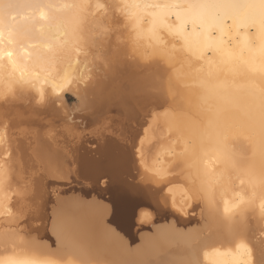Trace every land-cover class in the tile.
I'll return each mask as SVG.
<instances>
[{
  "label": "bare ground",
  "instance_id": "1",
  "mask_svg": "<svg viewBox=\"0 0 264 264\" xmlns=\"http://www.w3.org/2000/svg\"><path fill=\"white\" fill-rule=\"evenodd\" d=\"M110 50L116 61L99 62ZM122 55L143 61L129 63ZM123 73H144L140 79L156 89L157 110L162 109L143 127L138 163L156 178L165 175V151L152 165L143 161L141 141L152 136L157 119L168 139H181L188 155L189 179L218 233L202 241L209 250L200 262L196 252L178 258L165 250L190 239L169 226L173 219L153 225V234L141 233L131 246L106 225L108 205L94 199L66 204L60 193L51 219L56 249L20 248L13 217L19 200L10 191L11 130L42 126L38 118L55 114L54 104L62 105L66 92L77 97L76 119L99 100L100 106L120 102L116 111L129 110L119 89ZM112 113H102L98 121L117 115ZM54 134L32 136L36 162L54 152ZM128 157L112 155L110 167L119 171ZM37 194H43L41 187ZM177 196L171 194L170 206L176 207ZM151 219L149 210L140 209L136 223ZM6 227L9 231L0 232V264H152L163 254L164 264H264V247L259 248L264 243V0H0V229ZM244 242L255 245L254 251Z\"/></svg>",
  "mask_w": 264,
  "mask_h": 264
},
{
  "label": "rangeland",
  "instance_id": "2",
  "mask_svg": "<svg viewBox=\"0 0 264 264\" xmlns=\"http://www.w3.org/2000/svg\"><path fill=\"white\" fill-rule=\"evenodd\" d=\"M112 53L113 51L111 50L102 53L99 62L101 61V63H106V64L108 62L111 64L112 62L111 60L116 61ZM121 57L124 60L125 57H129L127 58L129 63L130 60L131 62H133L134 58L136 62L139 60L143 61L139 57L132 56L131 58L130 56L127 55H125V57L124 55H122ZM96 59L98 60V58ZM148 60L147 63H144V65L151 62L150 59ZM139 63L141 62L139 61ZM158 64L161 63L159 62ZM129 66L132 67L134 65L132 63ZM98 68L102 69L101 66H98ZM127 69L129 68L127 67ZM144 73L139 75L136 74L130 75L128 73L120 74L121 76H123V80L121 79V81L119 82L120 83L119 89L123 94L127 96V98L129 99L132 105L134 103L132 102L129 93L127 92V90L129 89L130 93L134 96V100L136 103L134 105L139 115L136 116L137 117L136 118L134 116L133 113L134 111L132 108V111L130 109L125 111L124 117L127 119L135 118L134 120L127 121L124 117L116 115L114 117H107L106 119L100 122L98 121L99 120L98 119L94 124L90 126L82 125L80 122L81 120L76 119V115L79 114L75 107V104H77V97L73 92H68V93L66 92L65 102L62 105H60L59 103L54 104V106L57 109L55 114L48 115L47 117L40 116L38 118L39 121L42 123V126L38 127V125L35 124L33 126H31V124H24L25 126L24 127L22 126L23 125L22 124L20 126H17L15 130L14 129L11 130V132H13V136H11L9 139H10V145L13 146L11 147V150L12 149L14 150V151L12 150L13 153L10 152L11 158L13 159V161L12 159L11 161L13 163L12 178L14 179L12 181L13 188L11 187L10 191L13 199L19 200L13 209L14 211L13 217L15 218L17 223L16 233L20 242V248L32 244L38 246H46L52 250L56 249L57 243L53 234L51 233L52 230L51 219H52L53 211L56 210L55 200L57 198L58 193H60L58 194V196L65 198L66 204L67 202L68 203L75 202L76 199H79L81 201H88L94 199L96 202H101L98 201L95 197L86 200L80 194L74 192L65 194V182H69L68 179L69 175L76 173L78 169V165H77L78 153L83 145L85 146L87 145L86 140H88L89 138L101 139L102 135H108L116 138L124 147H126L127 150L125 149L126 152L125 151L124 152L126 156H129L128 157L129 162L127 163L130 164L127 170L129 169V167H131L132 170H138L140 174L142 171L143 175L141 174L140 178L148 177L152 180L151 182H153L152 184L154 185V187L159 189L161 193L166 197L168 206L172 212H174L176 215H178L183 219H187V218L194 219V223L191 226L185 228L181 226L180 227L177 226L175 222L174 225L173 224L169 225V226H173L172 228H174L177 232L180 231L182 235H185L186 237L189 236L190 239L188 238V240H181L178 243L175 242L170 247L168 246L169 248L166 245L165 250H168L169 252L173 251L174 255L176 253V257L178 258H181L185 254L186 255L189 254L190 251L196 252L198 254L197 256V258L199 259L198 262L202 260L203 252L209 250L207 249V247L202 246V241L208 238L209 236L215 237L218 235V233L214 232L215 230L214 227L210 224L211 222L208 218V214L201 205L202 204L201 200L199 199V197L196 196L195 187L192 184L191 180L189 179L188 169L190 167V161L188 160V155L184 150L181 139L179 137H171L168 139L167 137L168 134H165L166 131L163 129H161L162 130L161 131L158 128V125L160 126V128H162V126L157 119L156 123L152 128L155 135L151 130L152 136H150V138H154V139L150 140L149 138V139H143L141 141L142 148L144 150L143 161L146 162L147 164L149 161L148 165H152V162L154 161V159L152 158L157 159L159 154H163L164 153L163 151H165L168 160L167 166L165 168V175L160 179L156 178L155 174L146 171L147 169L145 170V168L142 165H140V163H138L137 160L138 159L136 152L137 141L139 140V137H141V135L143 134V131H145V129L143 130V127L145 126V124L147 123L149 124V120L151 119L152 112L156 113V111L160 112L162 110V109L160 111L157 110L158 104L156 103V98H155V96L157 95L156 89H154V87H152L151 85H148L146 81H141L140 79V76L144 77L143 76ZM99 74L103 78L102 76L103 71H100ZM113 84H116V81H114ZM126 88L127 90H125ZM116 113L119 114L118 111H116ZM116 113H112V114H116ZM148 124L146 125L147 127ZM29 126L31 128H29ZM154 127L155 129L156 127L158 128L157 130L158 134L155 133ZM17 132L21 134L17 135ZM53 134L56 136L54 137V140H56V146L54 152L52 153L50 152V154H47V156H49V159L47 161L44 162L42 161L40 163L36 162V160L34 159L31 153L32 151L31 146L33 145H31L29 142L33 140L32 136H35L38 139H45L47 136H52ZM24 135L27 136V139L26 137H24ZM154 140L156 141V143ZM144 141L146 143H144ZM163 143H166L167 146H165V144ZM167 143H169V145ZM155 145L156 147L157 146L160 147V149H158V147L155 148ZM152 146L155 149H153ZM90 148H93V146H91ZM152 151L154 154L152 153ZM13 154L14 156H12ZM117 155L120 156L119 150H117V152L113 154V158L115 160H118ZM147 157H151L149 158L150 160H148ZM120 165L121 162H119L118 166ZM110 169L112 168L110 167ZM119 170L125 172L126 167L123 168L121 166L119 167ZM116 173H118V171ZM32 179L33 182L31 181ZM158 180L160 182H158ZM34 181L38 185H36ZM38 187H41L43 191V194L39 195V197H37ZM174 192L178 193V196L176 197V207L170 206L171 205L170 197L171 194ZM183 204L184 205L187 204V205L184 206ZM153 221H154V215H153V219L145 223L138 224L139 226H142V228H144L143 231L141 232L142 234H145V236H150L151 234H153V229L155 228V226L153 225H158V224H154ZM8 229H9L8 227L4 229H0V232L6 230L9 231ZM139 239L137 243L140 242ZM250 242L254 243L255 240ZM243 244L245 245V247H248L252 252L254 251L255 245L245 242ZM135 246H137V244ZM262 246L264 247V243L259 244L260 249H262ZM216 248L220 250L228 249L225 248V246H221V245H219ZM232 249L233 248L230 247L228 250H232ZM177 250H181L182 253L181 252L179 253ZM166 258L163 254V255H159L158 259L156 260L154 259L153 261H149V262H153L152 264H164ZM159 260L161 263H159ZM93 264H106V263H93Z\"/></svg>",
  "mask_w": 264,
  "mask_h": 264
},
{
  "label": "water",
  "instance_id": "3",
  "mask_svg": "<svg viewBox=\"0 0 264 264\" xmlns=\"http://www.w3.org/2000/svg\"><path fill=\"white\" fill-rule=\"evenodd\" d=\"M98 103H95L92 109L82 111L80 121L82 125L90 126L102 113L109 111L116 113L117 107L122 106L120 102L104 103L102 106ZM129 104L128 108L130 107L131 111L133 108L134 116H139L135 105ZM121 111L118 110L117 115L124 117L125 111ZM125 119L129 121L135 118ZM86 144L88 146L83 145L78 153L76 173L69 175V182H65V194L78 193L86 200L95 197L108 205L109 213L104 219L105 223L121 233L129 245L133 246L138 242L139 234L144 229L136 223L140 209H147L153 213L154 224L173 219L177 226L185 228L194 223L193 218L183 219L172 212L166 197L154 187L150 178H140L139 171L132 170L131 167L127 170L129 163L125 165V172L119 170L115 177L112 175L108 158L117 150L120 152L127 150L116 138L102 135L101 139L89 138ZM91 146L93 148H90Z\"/></svg>",
  "mask_w": 264,
  "mask_h": 264
}]
</instances>
